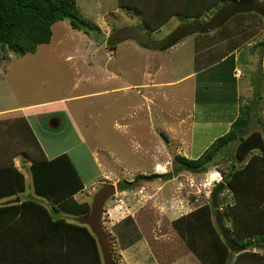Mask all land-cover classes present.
Segmentation results:
<instances>
[{"label":"rangeland","instance_id":"374dc122","mask_svg":"<svg viewBox=\"0 0 264 264\" xmlns=\"http://www.w3.org/2000/svg\"><path fill=\"white\" fill-rule=\"evenodd\" d=\"M77 1L81 16L96 25L102 36L95 39L73 28L69 19H64L53 25L52 40L39 45L35 52L21 56L0 45V109L52 101L47 109L56 108L54 116L41 113L44 108L37 109L41 114L36 116L38 126L34 129L47 156L68 149L64 153L70 155L85 181L83 189L74 198L92 204L95 193L105 183L117 186L116 194L105 204L103 215L104 230L116 264H134L133 260H139L140 264L148 261L150 264L152 260L151 264H174L191 252L184 238L187 235L179 233L174 227L175 221L206 202L211 205L214 186L225 181V174L233 169V162L237 166L241 162L236 154L239 138L221 148L214 166L207 171H193L175 161L176 155L198 158L199 151L206 145V128L195 123L194 133L200 135L203 131L205 139H200L191 151L184 152L187 143L182 144V137L188 124L180 125V119L192 109L196 93L200 98L206 89L198 84L196 90L194 78L174 82L194 68L190 59L199 43L194 34L187 36L186 43L180 42L187 37L173 47L162 46L181 26H204L212 21L221 7L215 6L209 14L196 18L184 14L188 12L189 15L194 6H181L160 29L150 30L135 10L118 6L117 0ZM146 6L152 7V4ZM260 17L261 20L264 18ZM213 37L221 39L220 34ZM235 40L229 38L225 43L218 42L219 49L215 51H223ZM147 42L156 47L148 48ZM255 65L256 73H259V61ZM152 83L160 84L150 87ZM255 89H251L249 97H243L242 106L256 103L263 109L264 97L259 99ZM53 117L59 120L58 126H50ZM255 130L262 131L253 116L242 134L248 135ZM187 137H190L189 132ZM7 151L5 147L0 148V168L12 163L25 176L22 163L27 161L29 172L25 178V192L11 196V200L24 199L26 195L47 203V198H39L34 192L29 170L33 159L27 157V153L13 152L9 155L13 157L6 160L4 154ZM166 173H173L171 179L153 176ZM96 175L97 181L90 184ZM222 199L220 196L221 210L227 212V218L231 217L228 215L232 212L230 202L225 199L222 203ZM178 204L182 208L180 211ZM110 212H116L118 218L113 219ZM119 212L125 213L121 216ZM126 212L137 213L120 218L128 214ZM61 217L73 221L74 215L63 213ZM184 222L187 226V221ZM224 223L227 222L224 220ZM226 227L228 230L229 224ZM138 241L142 242L141 246L134 244ZM8 243L14 244L15 240ZM247 243H251V238ZM11 247L18 249L21 245ZM232 251V258L226 264H240L236 259L237 251ZM5 262L8 260H2L0 264ZM213 262L219 264L218 260Z\"/></svg>","mask_w":264,"mask_h":264},{"label":"trees","instance_id":"16d2710c","mask_svg":"<svg viewBox=\"0 0 264 264\" xmlns=\"http://www.w3.org/2000/svg\"><path fill=\"white\" fill-rule=\"evenodd\" d=\"M217 1H211L212 4L205 7L198 6L189 15L188 12L184 14L200 18L218 5ZM119 3L122 7L135 10L150 30L160 29L163 22L177 12L176 8H166L160 13V3L156 8L126 0H119ZM242 5L246 8L238 7ZM263 9L264 2L258 0H248L243 4L234 1L229 7H221L213 20L204 26H181L167 38L162 48H170L194 33L203 34L220 30L222 27L225 29L223 22L228 18L242 17L248 20L244 29H252L255 17L264 16ZM64 19H69L73 28L82 30L95 39L102 36L96 25L81 16L77 0H0V45L21 56L35 52L39 45L52 40L53 25ZM249 19L252 22H249ZM237 27L241 29L242 26L233 25L230 28L234 33H238L234 30ZM152 44L147 42L145 46L156 47ZM252 108V105L242 106L229 132L216 138L198 158L189 159L176 155L175 161L193 171H207L210 166H214L221 148L239 138L236 154L241 163L237 166L236 162H233V169L225 174L226 185L236 192L237 178L249 174L255 162H264V138L260 131L242 134L251 123ZM19 119L23 120L29 133L18 139L20 144L25 141L31 147V153L28 154L34 163L29 170L33 178L34 192L39 198H47L49 203L28 198L21 199L18 203L0 204V261L8 260L5 264H104L98 239L87 225L74 219L70 221L66 217H54L52 213L56 215L63 211L69 215L85 216L90 212L91 203L79 202L74 198L75 194L83 189L84 181L72 158L68 153H63L53 159H45L44 150L30 124L25 117ZM34 146L37 150H32ZM257 149L258 152H254ZM39 153L42 155L39 156ZM153 176L171 179L173 173ZM26 188L24 174L12 163L0 168V199L18 195L25 192ZM224 214L227 216V212ZM214 215L216 214L210 202H206L175 221L174 227L182 236L187 235V238H184L201 264H215L213 260L226 264L233 255L229 243L223 238L214 220ZM184 220L187 221V226H184ZM228 231L233 240L241 242L242 238H239L237 233L231 229ZM11 239L15 240V245L19 244L22 248H12L14 244L8 243ZM242 254L238 252L236 259Z\"/></svg>","mask_w":264,"mask_h":264},{"label":"crops","instance_id":"0c3cea01","mask_svg":"<svg viewBox=\"0 0 264 264\" xmlns=\"http://www.w3.org/2000/svg\"><path fill=\"white\" fill-rule=\"evenodd\" d=\"M119 1V0H117ZM131 3H138L141 5H147L151 3L153 6H148L150 8H156L157 4H161V11L163 13L166 8H184L189 6H194V8L205 7L213 3V0H126ZM212 1V3H211ZM235 2H240L241 0H234ZM232 0H218L219 3L216 6L219 7H229L234 4ZM264 2V0H258ZM119 3V2H118ZM187 3V5H185ZM246 5V4H245ZM120 6V4H118ZM239 8H246V6H238ZM214 8V7H213ZM163 10V11H162ZM106 12L105 14H107ZM209 14V13H207ZM206 14V15H207ZM263 16V15H262ZM264 18L261 20V17L257 15L255 20H253L254 27L248 29L244 25L248 20L241 18H228L223 24L226 27H223L220 30H213L203 34L193 35L195 41H199L198 45H195V53L190 59L191 65L194 66L192 70L189 71V74L181 77L180 79L174 81H182L184 79L190 80L191 78L195 79L194 87L198 88L199 85L205 87V93L198 96V92L194 96L192 109L188 110V115L180 119L181 124H188L187 131H183L182 144L187 143V149L185 151H191L198 144L200 139H205L202 132L200 135L194 133L193 124L197 123L204 125L206 128V133L208 137L206 139V145L199 151L198 156L202 154L204 150L216 139L218 136H223L230 130L233 122L236 120L240 113L242 107L243 97H249L252 93V88H256L258 98L263 99L264 97ZM255 21V22H254ZM249 22H252L249 19ZM233 25L242 26L241 29L234 28L238 35H234L232 31ZM220 31V32H219ZM215 34L221 35V39L213 37ZM192 35H190L191 37ZM197 37V38H196ZM181 41L180 43H186V40ZM236 38L233 45H228L223 51L216 52L215 50L219 49L220 45L218 42L225 43L226 39ZM205 40V41H204ZM213 40L215 42H213ZM204 41V43H203ZM176 45V44H175ZM173 47V46H172ZM260 63L259 73H256L257 62ZM237 70H240V74L237 73ZM185 80V81H186ZM201 80V81H200ZM152 83L150 87H153ZM199 84V85H198ZM211 87H215L214 89ZM260 104V103H259ZM52 105V101L49 102H40L35 104L28 105H16L0 109V148L5 147L8 151L7 154H4V158L9 160L12 156H9L10 153H27V157H30L28 152H30L31 147L25 141L23 144L19 143V137L28 133L26 126L21 117H25L28 123L30 124L32 131L36 134L37 119L36 116L43 114H49L50 116L55 113L56 108H48ZM254 105V106H253ZM252 113L256 117L259 123V129L262 137L264 138V108L259 109L258 104H252ZM44 108L41 113L37 109ZM263 111V114H260ZM45 112V113H44ZM54 116V115H53ZM252 116V117H253ZM53 117L51 119L50 126H58L59 120ZM56 120V121H55ZM55 121V122H54ZM189 122H191V128L189 127ZM25 127H24V126ZM7 126V128H6ZM56 126V127H57ZM200 127V126H199ZM35 128V129H34ZM217 130H222L220 133H216ZM23 131V132H22ZM25 131V133H24ZM190 133V137H187V133ZM18 135V137H16ZM29 135V133H28ZM19 138V139H18ZM38 139V137H37ZM39 140V139H38ZM41 144V143H40ZM42 146V144H41ZM43 148V146H42ZM185 149V148H184ZM32 150H37L35 146ZM44 153L46 150L43 148ZM259 150V149H257ZM255 150L254 152H256ZM34 152V151H32ZM64 152H68V149H61L55 151L54 155L46 157L51 158L58 156ZM181 152V151H178ZM182 153V152H181ZM27 160V158H25ZM29 160H31L29 158ZM27 162V161H26ZM24 162L22 165L23 172L25 173V178L27 179L28 166ZM4 165V164H3ZM2 165V166H3ZM254 167L251 169L249 174L242 175L240 178H237V191L234 192L232 189H229L226 185V188L220 193V196H223L222 203L226 199L230 202L232 212L227 216L224 214V220L226 226L229 224V229L237 233L239 238H242L240 245L243 246L242 250H236L242 252L243 254L238 259L240 264H264V162H255ZM30 167V166H29ZM99 170V169H98ZM100 172V170H99ZM218 174V171L216 172ZM97 176H94L89 182L90 184L97 181ZM219 177V176H218ZM26 181V180H25ZM85 182V181H84ZM225 182V181H224ZM226 183V182H225ZM86 184V183H85ZM25 195V194H24ZM31 198V196H26L24 199ZM11 200V196L4 197L0 199V204H8ZM21 201V197H20ZM19 201V202H20ZM18 203V202H15ZM12 204V203H9ZM176 204V203H175ZM177 205V204H176ZM175 205V206H176ZM178 211L182 208L179 207ZM193 208L191 211H193ZM190 210V209H189ZM63 212V211H62ZM65 213V212H63ZM63 213L56 214L61 217ZM113 219L118 218L116 212H110ZM123 215L125 212H119ZM125 216L120 217L124 218L128 215L134 216L137 212H126ZM190 213V212H189ZM188 213V214H189ZM187 215V214H186ZM116 216V217H115ZM184 215H181V217ZM75 217L73 219L75 220ZM115 217V218H114ZM111 218V219H112ZM180 218V217H179ZM120 221V220H119ZM251 238V243L245 245L247 241ZM141 241H138L134 244H141ZM150 256L152 252L147 248ZM238 255V254H237ZM134 257V256H133ZM152 260V257H150ZM138 261V262H137ZM139 260H133L132 263L140 264ZM153 262V260H152ZM151 262V263H152ZM172 262V261H170ZM149 264L148 262H145ZM150 263V264H151ZM169 263V262H168ZM167 263V264H168ZM156 264V263H154ZM158 264V263H157ZM170 264V263H169ZM174 264H201L197 256L194 253L188 252L187 255L182 256Z\"/></svg>","mask_w":264,"mask_h":264},{"label":"water","instance_id":"95a60500","mask_svg":"<svg viewBox=\"0 0 264 264\" xmlns=\"http://www.w3.org/2000/svg\"><path fill=\"white\" fill-rule=\"evenodd\" d=\"M247 1L248 0H241L239 3L243 4L246 3ZM225 188H226V183L223 181H219L214 186L211 193V207L216 211L215 221L217 222V225L222 232L223 238L229 243L230 248L232 250H242L243 246L231 238V236L228 233L227 227L224 223V214L221 210L219 197H220V193ZM116 192H117V186L115 184L105 183L95 193L89 214L85 216L75 217V221L87 225L97 237L102 252L104 264H116L113 257L112 246L104 230V225H103L105 204L111 196L116 194ZM19 201H20V197H17L16 199H12L7 203L9 204Z\"/></svg>","mask_w":264,"mask_h":264},{"label":"built area","instance_id":"2783aa9c","mask_svg":"<svg viewBox=\"0 0 264 264\" xmlns=\"http://www.w3.org/2000/svg\"><path fill=\"white\" fill-rule=\"evenodd\" d=\"M237 73H239V74H240V73H241V72H240V70H237Z\"/></svg>","mask_w":264,"mask_h":264}]
</instances>
